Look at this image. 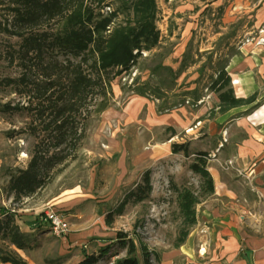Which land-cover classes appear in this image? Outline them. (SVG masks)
Listing matches in <instances>:
<instances>
[{
  "label": "rangeland",
  "instance_id": "1",
  "mask_svg": "<svg viewBox=\"0 0 264 264\" xmlns=\"http://www.w3.org/2000/svg\"><path fill=\"white\" fill-rule=\"evenodd\" d=\"M213 1L156 0V49L142 53L129 71L114 78L103 112H95L96 103L103 98L97 97L88 106L90 114L84 116L82 111L75 115L74 124L78 133L85 128L84 137L76 146L65 147L66 160L50 171L42 189L16 201L10 194L11 178L27 167L32 153L50 147L52 134L42 131L50 120L49 111L39 117L35 110L50 100L49 93L39 98L36 91L46 83L41 64L35 58L22 62L17 54L20 40L0 34V211L16 213L21 232L30 237L29 248L20 256L24 260L30 264H77L84 252L98 255L107 249L97 264H115L126 254L116 242L117 233H122L136 244L139 262L142 244L150 253V264H206L200 249L187 255L186 241L177 249L173 246L180 226L175 189L185 187L199 193L202 183L189 169L195 156L173 154L171 145L189 146V139L194 138V149L210 151L214 144L207 138V124L199 126L198 120H189L206 103L203 99L195 102L196 96L205 97L209 90L204 86L193 90L199 78L188 64L199 60L209 65L206 57L201 59L197 53L201 46L212 52L225 47L228 53L235 47L264 51V23L253 22L257 0H249L245 7L241 0H222L219 6H209ZM108 3L109 7L101 11L104 14L117 7L113 0ZM124 20L120 14L116 23ZM58 59L64 57L59 55ZM21 78L25 82H20ZM9 79L18 82L7 86ZM235 83L231 82L233 88ZM29 101L34 110L29 114L19 110L30 106ZM208 102L206 107L212 108V99ZM168 127L176 130L174 137ZM146 172L149 197L143 202L125 203L128 193L143 183ZM207 198H199L196 214ZM124 203L108 226L106 217ZM47 210L64 214L69 223L65 236L55 237L42 222ZM34 219L43 226H29ZM153 255L159 256L160 263Z\"/></svg>",
  "mask_w": 264,
  "mask_h": 264
},
{
  "label": "trees",
  "instance_id": "2",
  "mask_svg": "<svg viewBox=\"0 0 264 264\" xmlns=\"http://www.w3.org/2000/svg\"><path fill=\"white\" fill-rule=\"evenodd\" d=\"M117 7L108 13L102 9L109 7L108 0H0V34L16 37L20 40L17 54L23 62L35 58L41 65L46 83L37 85L40 97L48 95L47 105L36 108V116L42 117L49 111L50 120L42 131L52 134L50 147L32 153L27 167L20 170L10 180V194L14 200L28 198L43 188L48 182L49 173L67 158L66 146H76L84 137L85 128L78 133L75 115L84 116L97 97H103L97 105L96 113L107 108L106 95L111 82L118 75L127 72L136 63V59L152 52L159 44V32L156 29V0H113ZM125 20L116 23L118 15ZM15 55L13 50L11 58ZM59 55L64 59L59 60ZM31 56V57H30ZM20 82H25L21 78ZM18 81L9 79L7 86ZM208 90L216 95L217 113L223 114L234 108L252 106L247 113L258 108L257 93L247 98H237L234 94L231 78L225 70H220L212 80ZM54 91H57L54 93ZM57 94V95H56ZM30 106L22 107L28 114L34 110ZM9 110L18 107L7 106ZM44 123V122H43ZM34 131L36 127L31 126ZM170 136L176 132L168 128ZM42 143V142H41ZM73 144V145H72ZM40 147V142L35 146ZM75 148V147H74ZM173 154L183 153L189 156L188 144L171 145ZM189 169L201 180L199 193L189 188L175 189L180 226L174 241V248L181 247L187 240L191 229L196 225V205L200 197H209L214 192L211 175L207 169V154L196 153ZM151 191L149 173L143 175V183L126 196L125 203L132 200L143 202ZM106 217V224L112 223L113 215H119L123 206ZM35 223L37 227L44 223ZM116 242L125 250V257L115 264H150V253L145 245H140L142 261L136 257L137 247L133 239L117 233ZM0 264H27L17 254V250L29 248L30 237L21 232L18 215L0 211ZM107 253L101 249L98 255L83 253L77 264H97ZM160 263L158 255H153Z\"/></svg>",
  "mask_w": 264,
  "mask_h": 264
},
{
  "label": "crops",
  "instance_id": "3",
  "mask_svg": "<svg viewBox=\"0 0 264 264\" xmlns=\"http://www.w3.org/2000/svg\"><path fill=\"white\" fill-rule=\"evenodd\" d=\"M214 1L209 6L222 4V0ZM240 3L244 7L250 5L249 0H241ZM254 8L253 22L260 25L264 23V0H257ZM210 50L205 46L197 50L200 58L206 57L209 65L201 64L199 60L188 64L199 78L193 83V90L202 86L207 90L216 74L225 70L231 82L236 81L232 87L236 90L235 96L247 98L259 91L255 104L260 103V106L249 113L247 111L252 106L219 114L216 112L218 100L215 94L207 90L205 97L196 96L195 102L203 99L206 103L189 120H198L199 126L207 124V138L214 144L210 151L196 150V139L191 138L189 155L208 153L207 169L213 180L214 192L198 206L196 225L184 246L188 256L200 249V258L206 264H264V51L238 47L229 53L227 47L219 52ZM192 56L197 58L194 54ZM210 98L214 106L207 108ZM212 112L214 114L210 117ZM201 116L203 120L199 119ZM168 128L176 132L174 127ZM226 161H232L235 170L224 171L220 164ZM55 211L64 217L62 212ZM17 253L22 256V251L17 250Z\"/></svg>",
  "mask_w": 264,
  "mask_h": 264
},
{
  "label": "built area",
  "instance_id": "4",
  "mask_svg": "<svg viewBox=\"0 0 264 264\" xmlns=\"http://www.w3.org/2000/svg\"><path fill=\"white\" fill-rule=\"evenodd\" d=\"M220 166L227 172L235 170L232 161H226L225 163L220 164ZM42 222L49 226L51 233L57 238H61L69 232V223L67 220L54 210L45 211L43 213Z\"/></svg>",
  "mask_w": 264,
  "mask_h": 264
}]
</instances>
